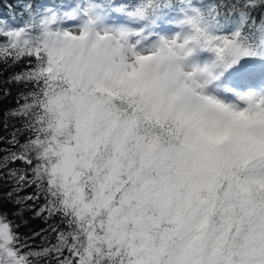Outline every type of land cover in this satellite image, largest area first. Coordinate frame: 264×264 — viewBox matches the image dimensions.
Returning <instances> with one entry per match:
<instances>
[{
	"label": "snow or ice",
	"instance_id": "6c2138e0",
	"mask_svg": "<svg viewBox=\"0 0 264 264\" xmlns=\"http://www.w3.org/2000/svg\"><path fill=\"white\" fill-rule=\"evenodd\" d=\"M0 264H264V0H0Z\"/></svg>",
	"mask_w": 264,
	"mask_h": 264
}]
</instances>
